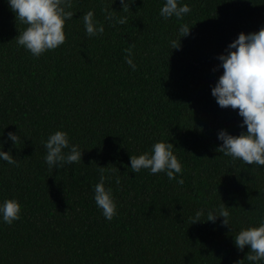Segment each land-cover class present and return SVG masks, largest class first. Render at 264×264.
Listing matches in <instances>:
<instances>
[{"label":"trees","instance_id":"trees-1","mask_svg":"<svg viewBox=\"0 0 264 264\" xmlns=\"http://www.w3.org/2000/svg\"><path fill=\"white\" fill-rule=\"evenodd\" d=\"M163 2L120 10V0H70L64 42L33 56L15 41L25 25L0 0V131L20 136L4 144L18 163L0 161V199L21 205L19 219L0 222V264H233L248 251L232 235L258 222L264 167L217 151V130L238 134L241 117L219 107L210 88L222 71L217 54L240 31L264 25V0H179L191 9L180 20L159 16ZM89 9L104 24L93 37L81 21ZM104 9L125 23H109ZM180 23L190 32L169 50ZM57 128L82 148V161L50 169L41 141ZM156 140L173 144L182 184L131 171L129 155ZM98 166L116 203L111 220L92 199ZM221 201L230 225L221 217L190 223Z\"/></svg>","mask_w":264,"mask_h":264},{"label":"clouds","instance_id":"clouds-1","mask_svg":"<svg viewBox=\"0 0 264 264\" xmlns=\"http://www.w3.org/2000/svg\"><path fill=\"white\" fill-rule=\"evenodd\" d=\"M8 8L14 13L15 21L25 25L17 32L15 41L33 56H39L46 50L55 49L65 40V22L73 17L70 0H5ZM121 9H129L133 0H120ZM191 11L186 3L179 0H164L158 14L163 19L175 17L180 20ZM104 19L109 23H125L124 16L117 17L113 9H104ZM81 21L86 36H97L104 31V24L98 21L92 9L82 13ZM193 25V24H192ZM187 23H180L176 28V35L168 40L169 50L180 47L181 37L190 32ZM124 57L125 63L132 70L136 64L132 59L130 49ZM218 64L215 68L222 71L210 88L211 95L221 108L231 107L241 117L240 131L233 134L225 128L217 130L216 138L221 141L217 151L230 157L239 159L247 165L264 167V25L258 30L240 31L234 39L228 42L225 49L217 54ZM0 161L15 165L18 161L11 152L4 149V144L11 141L16 146L20 139L19 130H9L4 134L0 131ZM45 149L44 163L50 169L80 162L82 148L70 143L68 133L62 128L49 132L46 139L41 141ZM173 144L169 141L156 140L149 150L137 155H129V167L133 173L146 169L148 173L163 172L169 180L182 184L179 175L182 172L181 162L173 152ZM99 179L92 186V199L101 210L106 220H111L116 213V203L111 189L105 187V170L98 166ZM119 182V176L115 177ZM21 205L15 197L0 199V222L12 224L19 219ZM258 222L242 226L232 235V242L238 251L245 246L248 251L243 258L233 261V264H264V208L257 210ZM204 217V219H201ZM218 217L222 225H230V211L221 201L217 206L208 209H197L191 216L190 223L197 221L214 223ZM189 223V224H190Z\"/></svg>","mask_w":264,"mask_h":264}]
</instances>
